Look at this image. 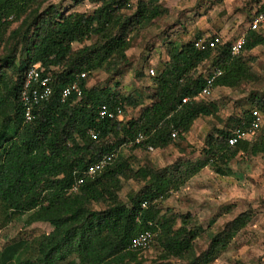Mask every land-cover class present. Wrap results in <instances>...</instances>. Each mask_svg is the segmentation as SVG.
Returning a JSON list of instances; mask_svg holds the SVG:
<instances>
[{"label": "trees", "instance_id": "1", "mask_svg": "<svg viewBox=\"0 0 264 264\" xmlns=\"http://www.w3.org/2000/svg\"><path fill=\"white\" fill-rule=\"evenodd\" d=\"M36 1L0 0V203L10 214L30 212L28 224L49 223L62 228L58 240L42 252V264H143L139 255L145 250H130L129 246L148 229L158 233L155 242L161 264H171L168 263L171 258L184 260L199 232L188 228L186 216L174 229L175 219L158 216V209L150 203L170 190L177 191L206 167L207 160L180 167L175 175H154L153 182L154 177H150L147 189L129 198L128 204L118 196L121 179L146 182L149 173L131 171L120 154L93 179H86L76 194L70 193L69 188L104 153L129 144L138 134H143L146 140L131 148L164 149L173 140V130L182 136L196 119L213 115V105L192 100L203 88L207 74L195 79L190 75L198 65L211 59L212 52L196 51L192 46L195 39L171 49L168 63L154 78L151 106L134 120L99 122L97 109L101 105L120 106L125 117L126 109H135L140 102L109 88L86 89V79L81 83L82 96L78 100L71 97L61 103L60 91L76 75L88 76L110 65L114 57L124 58L129 33L159 17V8L143 6L134 17L125 18L121 12L127 9L129 0H92L100 6L91 15L54 9L39 15L38 6L34 7ZM19 20V27L10 30ZM91 37H96L95 44L72 51L74 44H82ZM263 42L262 37L251 33L242 52ZM229 45L226 42L211 59V66L222 71L214 88L232 87L246 76L239 62L242 52L230 58ZM35 65L43 74L52 76L53 94L48 103L35 110L34 120L25 124L19 95L25 72ZM184 98H190V102L182 104ZM255 108L264 113L263 102H258ZM8 122L15 126L10 136L4 130ZM249 122L248 111L238 119L236 128L245 129ZM89 129L99 132L97 140L87 135ZM230 136L232 130L217 131L215 136L207 137L204 154L213 164L226 165L239 152L264 154V133L258 141H241L234 147L227 145ZM108 137L115 138V142L101 145L100 141ZM215 172L226 174L219 167H215ZM99 202L107 204L105 210L90 209L92 203ZM144 202L147 205L142 208ZM249 221L247 213L240 214L215 234L207 249L189 264L212 263Z\"/></svg>", "mask_w": 264, "mask_h": 264}, {"label": "rangeland", "instance_id": "2", "mask_svg": "<svg viewBox=\"0 0 264 264\" xmlns=\"http://www.w3.org/2000/svg\"><path fill=\"white\" fill-rule=\"evenodd\" d=\"M258 0H129L127 9L121 14L132 18L143 6L158 7L161 14L151 22H145L128 35V46L124 58L117 56L111 64L86 76V89L109 88L123 97L130 96L140 102L135 109H126L124 121L138 118L143 109L154 102V78L168 63L169 51L200 37L220 36L231 41L246 30ZM38 4V5H37ZM41 15L48 9L91 15L100 3L92 0H37ZM21 20L12 24L10 30L19 27ZM256 36L264 40V28ZM97 42L96 37L82 44H74L77 52ZM16 45L19 42L14 41ZM13 43L11 47H13ZM216 53H212L215 57ZM211 57V59H212ZM211 59L198 65L190 75L205 76L212 67ZM18 61V60H17ZM239 62L246 73L234 86H216L210 95L201 99L214 106L215 113L196 119L188 133L178 136L164 149L148 151L124 145L115 149L121 160L131 171L149 173L146 182L134 178L121 179L119 199L128 204L129 198L139 196L146 185L156 176L175 175L176 170L189 164L208 161L197 175L189 179L177 191L155 198L150 205L158 209V216L175 219L174 229L188 217V228L196 229L200 236L184 260L168 259L171 264H189L208 247L211 238L242 213L250 221L237 234L225 252L210 264H264V154L250 155L239 152L226 165L213 164L206 158L204 149L208 136L217 131L234 130L237 121L258 102L264 103V42L251 50H244ZM154 71V77L149 71ZM9 73V72H8ZM11 120L14 117H10ZM2 123L0 122V130ZM4 127V125H3ZM4 130L10 136L15 126L8 122ZM264 126L256 136L246 140H260ZM115 138L100 141L109 145ZM2 152H0V163ZM215 167L225 171L221 176ZM156 175V176H154ZM150 177L154 180L149 181ZM107 204L92 203L90 209L105 210ZM0 203V264H42V252L58 240L61 227L49 223L28 224L29 213L10 214ZM156 242L140 253L143 264H161Z\"/></svg>", "mask_w": 264, "mask_h": 264}, {"label": "built area", "instance_id": "3", "mask_svg": "<svg viewBox=\"0 0 264 264\" xmlns=\"http://www.w3.org/2000/svg\"><path fill=\"white\" fill-rule=\"evenodd\" d=\"M264 25V0H259L257 10L252 17H250L246 30L240 33V35L230 43L228 47V53L230 58H235L238 56L245 45L246 39L251 33H255L258 29ZM226 42L218 35H213L210 37H202L195 39L192 42L193 48L198 52L211 51L212 53H217L220 47H222ZM224 65H228V62H224ZM150 75H154V71H149ZM222 76V71L217 67H211L208 71L204 86L200 93L194 97L193 101L201 100L212 92L214 88V83L216 79ZM86 74L80 73L76 75L74 81L67 84L59 93V100L61 103H65L69 98L73 97L76 100L80 99L82 96L81 83L85 80ZM52 76L49 73L43 74L39 70V66L35 65L28 69L23 78V85L19 95L21 114L24 123H30L34 120L35 110H39L49 102L53 94V83ZM190 102V98H184L181 100L182 104ZM250 122L245 129L235 128L232 131V136L227 139V145L234 147L237 143L241 141L249 140L257 135L259 130L264 126V113L256 108L249 110ZM124 118V110L120 106L110 108L107 105H101L97 109V120L99 122L109 120V121H122ZM87 135L92 140H97L99 132L95 129H89ZM178 133L173 130L171 132V138L175 139ZM146 140L143 134H138L127 146L141 145ZM148 151H153L151 146L147 147ZM118 156L116 150H112L104 153L97 161L90 164L84 173L78 177L75 182L69 188V192L76 194L79 191L80 186H82L86 179H93L98 173L103 171L107 166L111 165L112 162ZM146 202L142 203L141 207H146ZM158 233L154 230H145L138 234L131 242L130 250H147L156 241Z\"/></svg>", "mask_w": 264, "mask_h": 264}, {"label": "crops", "instance_id": "4", "mask_svg": "<svg viewBox=\"0 0 264 264\" xmlns=\"http://www.w3.org/2000/svg\"><path fill=\"white\" fill-rule=\"evenodd\" d=\"M248 23V22H247ZM247 27V24H246ZM262 28H264V25H262L257 32H255V34H257ZM240 35V33L238 35H236V37H233V39L231 41H228L227 43H231L232 41H234L238 36ZM226 42V41H225ZM125 119V117H124Z\"/></svg>", "mask_w": 264, "mask_h": 264}]
</instances>
